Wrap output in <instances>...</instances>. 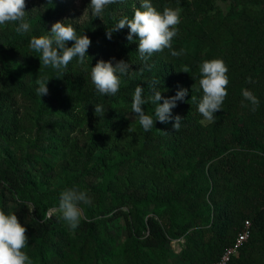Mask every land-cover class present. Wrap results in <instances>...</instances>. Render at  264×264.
Wrapping results in <instances>:
<instances>
[{
    "label": "trees",
    "instance_id": "16d2710c",
    "mask_svg": "<svg viewBox=\"0 0 264 264\" xmlns=\"http://www.w3.org/2000/svg\"><path fill=\"white\" fill-rule=\"evenodd\" d=\"M151 3L161 13L181 9L172 48L184 49L182 55L164 49L142 61L127 26L107 38L106 30L132 19L141 0L108 5L100 17L74 26L91 45L83 63L73 58L63 71L41 64L30 40L46 35L66 2L25 14L27 33L15 31L18 21L0 25V39H7L0 44V210L26 228L23 251L32 264H209L235 244L248 220L250 237L227 264H264V0H230L226 12L217 0ZM213 59L228 68V94L206 123L198 112L200 65ZM99 60L130 64L114 96L101 95L91 81ZM45 77L48 94L39 97L35 81ZM153 80L164 97L188 90L172 110L182 118L178 131L174 121L144 131L131 117L136 87L147 99ZM245 88L259 100L255 111ZM97 104L104 116L95 114ZM142 107L155 120L156 105ZM191 163L190 174L174 184L172 168ZM59 179L66 185L45 190ZM72 185L91 200L82 203L75 230L58 211L60 193ZM178 239L186 242L176 253Z\"/></svg>",
    "mask_w": 264,
    "mask_h": 264
},
{
    "label": "clouds",
    "instance_id": "9594fccd",
    "mask_svg": "<svg viewBox=\"0 0 264 264\" xmlns=\"http://www.w3.org/2000/svg\"><path fill=\"white\" fill-rule=\"evenodd\" d=\"M118 2H123V0H91L92 15L100 17L106 6ZM25 7V0H0V25L18 21L19 26L15 31L18 34L29 32L30 24L24 20ZM180 12V8L165 7L161 13L153 7L151 0H141V6L135 10L133 18L123 17L114 28L106 30V36L111 39L114 32L127 26L129 29L127 40L132 42L133 36L138 37V53L142 61L146 62L154 53L162 52L164 49H168L171 56L178 57L184 53V49L173 50L172 40L178 34L177 25L180 23ZM66 21L68 20L55 22L47 35L32 37L30 40V48L40 54L41 64L51 66L58 71L66 69L76 57L79 58L80 63H83L91 45V40L87 35L77 36L76 29ZM69 41H74L71 47L66 46ZM129 69L130 64L124 60L116 61L115 64L112 60L107 62L99 60L94 67H91V81L101 95L114 96L120 89V77L127 75ZM181 71L189 73L190 69L184 65ZM227 72L228 68L221 59L205 60L200 65L199 84L203 96L198 103V112L207 121H214V113L221 110V105L228 94L226 90L229 84ZM48 81L47 77L36 79L35 83L38 85L36 94L39 97L48 94L46 86ZM247 82L252 83V78L249 77ZM157 83L158 81L155 80L150 83L152 94L147 99L143 96V88L136 87L131 106L132 113L135 114V118L144 131L151 130L156 121L160 123L174 121L172 126L178 131L182 118L179 115L173 117L172 110L177 106V101L184 100L188 95V90L181 88L174 96L164 97L161 91L156 90ZM241 91L244 100L248 101L252 106V111H255L259 106L258 98L247 88ZM196 99V96L191 98L194 102ZM149 102L156 105L155 120L152 116L145 114L142 107ZM104 113L103 105H95V114L104 116ZM81 203L91 204L90 198L84 191L73 187L66 188L60 193L58 211L73 230L79 226L83 216V210L79 207ZM52 211L55 210H50L46 218H51ZM26 231L14 213L5 214L3 210H0V264H32L28 255L23 251L28 243Z\"/></svg>",
    "mask_w": 264,
    "mask_h": 264
},
{
    "label": "rangeland",
    "instance_id": "374dc122",
    "mask_svg": "<svg viewBox=\"0 0 264 264\" xmlns=\"http://www.w3.org/2000/svg\"><path fill=\"white\" fill-rule=\"evenodd\" d=\"M61 2H66V9H65V14L62 16H54L52 21H49V29L47 30L46 35L51 31L52 25L57 22V21H66V23H71L74 26L81 25L84 22L90 21L95 18V16L92 15V8L90 6L91 0H60ZM139 1V0H138ZM218 4L221 6V8L226 12L229 7H230V0H217ZM25 11L27 15L30 14H36V13H45L46 11L51 10L50 8L52 6V0H25ZM55 8L54 6H52ZM52 12V11H51ZM26 19V18H24ZM7 41V39H0V44ZM60 84H61V91L62 95L66 96L68 94L67 92V87L65 83V78L60 77ZM133 120H135V116H131ZM206 123L209 121L205 120ZM36 132V131H35ZM34 132V133H35ZM194 165L191 164H185L182 166H178L175 168H172V171L170 173L171 178L173 179L174 184L178 185L182 182V180L185 178L186 175L190 174L191 170L193 169ZM66 182L63 179H59L55 184L52 186H48L45 188H59L61 186H65ZM77 188L81 190L78 186L72 185L69 188ZM79 207L83 210L82 208V203L79 205ZM84 218V211H83V216L81 220ZM123 225L124 223L121 222ZM66 225L69 230H73L69 227V225L66 222ZM186 240L185 239H178L172 241V248L173 251L176 253H179L183 245L185 244Z\"/></svg>",
    "mask_w": 264,
    "mask_h": 264
},
{
    "label": "built area",
    "instance_id": "2783aa9c",
    "mask_svg": "<svg viewBox=\"0 0 264 264\" xmlns=\"http://www.w3.org/2000/svg\"><path fill=\"white\" fill-rule=\"evenodd\" d=\"M251 234V221H246L245 224V229L239 233V235L237 236L236 242L234 245H232L222 256L221 259L214 261L212 263L209 264H227L230 259L232 258L233 255H235L239 249L241 248V246L248 241L249 237Z\"/></svg>",
    "mask_w": 264,
    "mask_h": 264
}]
</instances>
